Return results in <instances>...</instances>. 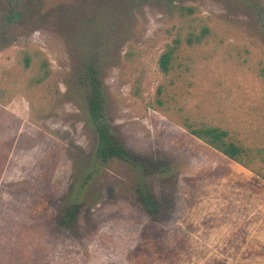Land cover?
Wrapping results in <instances>:
<instances>
[{"label": "rangeland", "instance_id": "1", "mask_svg": "<svg viewBox=\"0 0 264 264\" xmlns=\"http://www.w3.org/2000/svg\"><path fill=\"white\" fill-rule=\"evenodd\" d=\"M186 124L264 145V0H0V264H264V179Z\"/></svg>", "mask_w": 264, "mask_h": 264}, {"label": "trees", "instance_id": "2", "mask_svg": "<svg viewBox=\"0 0 264 264\" xmlns=\"http://www.w3.org/2000/svg\"><path fill=\"white\" fill-rule=\"evenodd\" d=\"M192 10V9H189ZM208 29L204 28L201 34L189 35L187 37L189 44L200 43L206 35ZM175 43L178 40L175 39ZM176 46H170L164 51L159 59V66L163 73H168L171 69L172 60ZM100 52H103L100 50ZM99 51H92L91 58L96 56ZM28 59V58H27ZM89 81L87 80L86 86V99L89 115L95 125L98 134V145L96 150V157L102 161L107 162L113 157H117L131 165H143V158L131 152L112 132L111 125L108 122L105 114V96L102 88V83L98 80L96 69L92 66L88 67ZM95 75H94V74ZM187 130L193 136L199 138L207 145L220 152L232 161L240 164L246 169H249L264 179V145L260 144H245L236 142L230 138L227 130L218 126H211L203 124L194 127L191 124H186ZM144 200L148 203L151 210L155 199L151 196H144Z\"/></svg>", "mask_w": 264, "mask_h": 264}]
</instances>
